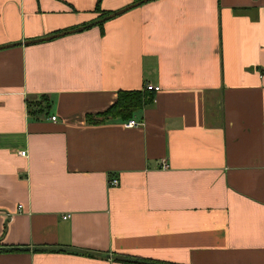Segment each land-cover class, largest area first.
I'll list each match as a JSON object with an SVG mask.
<instances>
[{
  "label": "crops",
  "instance_id": "1",
  "mask_svg": "<svg viewBox=\"0 0 264 264\" xmlns=\"http://www.w3.org/2000/svg\"><path fill=\"white\" fill-rule=\"evenodd\" d=\"M132 1L0 0V45ZM145 83L140 125L84 120ZM144 260L264 264V0H149L0 48V264Z\"/></svg>",
  "mask_w": 264,
  "mask_h": 264
},
{
  "label": "trees",
  "instance_id": "2",
  "mask_svg": "<svg viewBox=\"0 0 264 264\" xmlns=\"http://www.w3.org/2000/svg\"><path fill=\"white\" fill-rule=\"evenodd\" d=\"M99 0H95L94 6L95 9H99L98 5ZM109 12V11H107ZM105 11L99 12L98 16L107 14ZM101 23V22H100ZM97 23V24H100ZM152 91L150 90H144L143 87L139 90L137 89H118L116 90V96L114 100L111 102V104L108 105L104 110L97 111V113H85L84 114V120L88 123L96 124L97 122H105V121H111V120H121L126 121L128 118H132L131 116L140 110L142 105L150 100V97L152 96ZM44 96H41V99ZM41 99L38 100V102L35 101H27V109L28 112L36 113L41 110L39 108L41 104ZM43 107L46 106V101L43 102ZM30 106H36L33 110L29 107ZM39 108V109H38ZM116 256L115 258H117ZM119 260H125L127 261V257L120 256L118 257ZM153 262V261H152ZM153 264H167L162 263L160 261L153 262Z\"/></svg>",
  "mask_w": 264,
  "mask_h": 264
},
{
  "label": "water",
  "instance_id": "3",
  "mask_svg": "<svg viewBox=\"0 0 264 264\" xmlns=\"http://www.w3.org/2000/svg\"><path fill=\"white\" fill-rule=\"evenodd\" d=\"M145 1H149V0H134V1H132V2H130L128 4H126V5L122 6V8H120V9L109 11V12H107V14H104V15L98 16L96 18H93L92 21H89V22L84 23V24H80L79 26H76V27H73V28H68V29H65V30H62V31L52 32L49 35L36 37V39H23L22 41L8 42L7 44L0 45V48H5V47L11 46V45H20L22 43L23 44L24 43H32V42H36V41L51 39L52 37L63 35L65 33L76 32V31H79V30H81L83 28L90 27V26H93L94 24L103 22L106 19H108L109 17L117 15V14H120V13H122V11H125V10H127L129 8L135 7L136 5H138V4L142 3V2H145ZM126 260L127 261H129V260L138 261V260L131 259V258H127ZM141 262H143V263L145 262V263H148V264H153L152 261H145L144 260V261H141Z\"/></svg>",
  "mask_w": 264,
  "mask_h": 264
},
{
  "label": "built area",
  "instance_id": "4",
  "mask_svg": "<svg viewBox=\"0 0 264 264\" xmlns=\"http://www.w3.org/2000/svg\"><path fill=\"white\" fill-rule=\"evenodd\" d=\"M143 89H144V90L155 91L156 89H158V86L155 85V84L151 85V84L145 83V84L143 85ZM49 118H50L51 120H53L54 115L50 116ZM140 123H141V122H139V121L136 120V119L128 118V119H126V121L123 122V126H125V127H126V126H135V125H140ZM18 153H19L20 155H24V154H25V152H23V151H19ZM160 165L163 166V167L166 166L165 162H162ZM116 183H117V179H116L115 176H112V177H110V178L107 179V184H108V185H111V186H112V185H115Z\"/></svg>",
  "mask_w": 264,
  "mask_h": 264
}]
</instances>
